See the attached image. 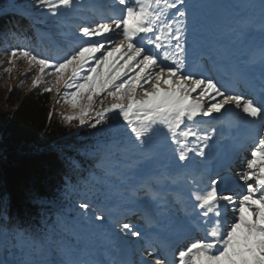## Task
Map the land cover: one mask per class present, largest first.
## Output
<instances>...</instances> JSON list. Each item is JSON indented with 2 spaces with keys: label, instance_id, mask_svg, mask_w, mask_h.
<instances>
[{
  "label": "snow or ice",
  "instance_id": "snow-or-ice-1",
  "mask_svg": "<svg viewBox=\"0 0 264 264\" xmlns=\"http://www.w3.org/2000/svg\"><path fill=\"white\" fill-rule=\"evenodd\" d=\"M117 2L125 6L121 11L126 14L80 27L74 38L81 43L64 55L38 56L31 49L17 48L11 56L19 52L30 65H38L41 73L49 70L55 82L45 92L65 87L66 101L79 109L78 114L65 118L69 123L76 121L83 126L86 117L94 115L88 126H101L103 134L94 146V154L101 163L112 160L114 165L123 164L127 169L121 183L126 182L133 193L128 208L143 213L151 229L143 239L149 241L150 247L167 252L169 238L187 235L199 225L205 230L202 241L191 242L172 264H264V138L247 162L250 172L242 177L254 180L259 187L248 184L237 205L233 196L222 194V189L218 193L217 185L223 183V178L218 172L213 175L208 166L216 154L215 132L201 134L194 130V123L203 118L216 120L220 117L214 113L232 111L226 108L228 105L264 123L261 106L235 91L241 85L254 87L257 81L264 88V39L258 46L245 39L257 28L264 36V0L239 6L253 12L258 9V24L249 17L234 29L232 42L217 41L213 46L207 43L204 32L205 10L210 7L205 0ZM76 3L78 0H14L13 10L0 15L28 20L30 8L57 15L61 8L73 10ZM164 9L174 11L165 16ZM121 39L123 42L117 43ZM106 45L111 50H106ZM213 71L222 73L221 79L211 75ZM40 83L39 79L34 81L35 86ZM197 90L201 94L214 93V99H220L205 106L192 99ZM95 97L102 99L95 101ZM109 114H115V119ZM121 129L128 132L133 147L140 152L134 160L123 159L129 149ZM161 137L178 146V154L173 152L170 160L160 161L159 153L146 154ZM192 138L198 143H193ZM204 180L209 183L200 187ZM181 191L195 193L190 197L194 201L190 207ZM257 191L259 196L254 198ZM141 192L143 197L137 198ZM100 195L112 197L109 190ZM230 205L238 216L228 217ZM197 208L202 211L197 212ZM121 227L128 230V235H142L127 223ZM51 243L50 237L38 239L14 223L7 200L0 198V253L13 252L16 259L12 264H101L85 256L78 240L58 241L55 247ZM41 255L45 258H38ZM0 264L9 262L0 258ZM115 264L133 262L122 259Z\"/></svg>",
  "mask_w": 264,
  "mask_h": 264
},
{
  "label": "trees",
  "instance_id": "trees-1",
  "mask_svg": "<svg viewBox=\"0 0 264 264\" xmlns=\"http://www.w3.org/2000/svg\"><path fill=\"white\" fill-rule=\"evenodd\" d=\"M8 2L0 0V12L13 10ZM55 20L0 15V54L26 48L38 56L64 55L65 46L46 33ZM102 135L99 130L84 137L71 132L57 111L53 94L44 89L22 96L13 91L0 93V198L7 200L12 221L38 239L50 237L51 247L58 241L78 240L88 256L104 220L93 216L107 218L131 194L126 182L121 183L127 171L124 165L111 160L101 163L94 154ZM123 137L132 145L130 137ZM128 149L125 161L140 155L134 147ZM104 190L111 191L110 199L100 195ZM0 258L12 264L16 255L5 250Z\"/></svg>",
  "mask_w": 264,
  "mask_h": 264
},
{
  "label": "rangeland",
  "instance_id": "rangeland-1",
  "mask_svg": "<svg viewBox=\"0 0 264 264\" xmlns=\"http://www.w3.org/2000/svg\"><path fill=\"white\" fill-rule=\"evenodd\" d=\"M205 2L210 6L205 10V16L207 18V22L204 27V32L209 46L215 45L217 41L221 42L222 44H229L230 42H232L234 39V29H236L242 23L243 20L249 17H254L255 22L257 24L259 22L258 9L253 12L244 9L242 7H239L241 5L251 3L253 2V0H205ZM256 2H258V0H256ZM8 3L10 5L14 4V0H9ZM54 3H58V0H54ZM220 5H223V7H221ZM124 7L125 6L123 5H119L117 0H78V3H76V6L74 7L73 10L69 11L61 8L59 9L57 15H52L46 9H40V8H34V9L30 8L29 11L31 13V16H35V17L40 16L43 17V19H47V20H50L52 17L56 18L55 21H51V23L48 24L52 28L51 30H46V33L48 35V38L53 40L58 45L65 46V50L67 51L69 49L77 47L81 43V41L76 40L74 38L75 35L78 34L77 30L80 27L87 25H97L101 21L107 22L112 17H118L124 15L126 13H123L121 11V9H123ZM163 11L165 16H170L171 12L174 10L164 9ZM113 28L115 29V25H113ZM115 31H119V30H115ZM259 33L261 32L259 28H257L255 31H250L247 35L257 37L259 36ZM106 35H112V33H108ZM121 42H123L122 39L117 41V43H121ZM106 50H111L110 46L106 45ZM97 55L100 54L98 53ZM118 56L119 54H117V57ZM37 79H39L41 83L38 86H35L34 81ZM54 82H55V77L49 74V70L46 69L44 73H41L39 71L38 65H30L29 61L27 59H24L19 54V52L16 57H12L11 53L0 54V93L10 94L11 91H13L14 93L22 96L34 89H38V88L45 89L46 87H51L54 85ZM52 94L56 101L57 111L61 116V118L63 119L64 124L69 128V130H71V132L76 133L80 137L81 136L84 137L87 136L89 131L92 132L93 130L97 131L100 129L101 126H98L97 129H92L91 127L88 126V122L90 120L95 119L94 115L90 117H86V123L83 126L79 125V123L76 121L69 123L65 119L69 115L78 114L79 109L72 108L71 104H69L66 101L67 92L63 85L60 86L58 92L54 90ZM214 95H215L214 93L201 94L199 90H197V92L192 94V99H195L196 101L205 104V106H209L210 104L216 103L220 99L219 97H216L214 99ZM100 99H102V97L94 98L95 101H99ZM228 106H226V108H228ZM230 112L234 114L233 111ZM109 115H111L113 119H115V114H109ZM213 116H219L220 118L213 120L212 117H206L203 118V120H201V122L198 124H195L193 122L194 130L199 131L201 134H209L210 132H215V135L213 136V140L216 141V153L219 156H221L222 151L228 152L231 150L234 136L237 135L240 129L237 131L235 135L234 134L229 135V133H235L236 129H234V131L232 132H227L226 126L224 127L222 125L223 124L225 125L226 121L228 122L233 120L234 116L231 115L230 113L224 114L223 110L220 114L214 113ZM221 119H223L224 121H222ZM204 121H208V122H204ZM221 121H222V123L220 124L221 126L216 125ZM202 123H204L205 125H200ZM238 127L241 126L238 125ZM219 131H221V134H218ZM121 133L123 134V136L125 135L126 139L127 137L128 138L130 137L128 132L125 131L124 129H121ZM263 136H264V125H263V132L261 137ZM192 142L198 143L197 141H195L194 138H192ZM125 144L127 145V147L129 146L133 147V145H129V143H127L126 141ZM249 144L250 142H248L243 147V152L241 156L244 153L248 157L246 158L247 161L243 162L242 166H239L240 169L239 168L233 169L235 170V173H233V175L230 176L228 172L226 173L224 171L225 169H227L228 165H230L228 164L223 171L218 172L222 178L224 177L223 183L232 184L238 181L237 183H235L236 184L235 186H238L239 188L242 189L241 193L239 194V198L237 199L235 194H231V196L233 195V198H235L237 205L239 204V200L242 199L243 195L246 194V188L248 184H252L256 188L259 187L254 180L245 181L242 179V177L246 173L250 172V170L247 168V162L251 159V153L258 148L259 142H256L253 145V147L247 148L245 150L246 146ZM152 146L153 148H151L150 154L159 153L160 161L170 160L173 156V152H176L178 154V146L170 143L169 141H163L162 137L157 143H154ZM240 149L242 150V148ZM241 150H239L237 154H239ZM205 151H207V149ZM233 152L234 151H232V153ZM232 153H229L228 157H230ZM128 154L129 152L123 158L125 159L128 156ZM189 155L192 154L190 153ZM130 159L134 160V157L131 156ZM221 162L222 159L221 160L219 159L218 162H213V163L209 160L208 161L209 169L211 168L212 164L216 166V163L220 164ZM113 163L114 162L112 161V164ZM216 173L217 172H214V170L212 171L213 175H215ZM147 178L148 177L146 176L145 179ZM208 183H209L208 180H204L203 182H201L202 185L205 184L206 186ZM223 183L217 185L220 191H221L220 189L221 186L223 185L227 186ZM222 190L227 191V189H223V188ZM184 192L185 191H181V196L185 201L188 202L190 207L191 203L193 202L190 199V197L194 195H191L192 193H190L189 195L188 193L186 192L184 193ZM127 193H129V190ZM235 193H238V190H235ZM132 195L133 193L131 192V194H129V196L125 200H123V202L119 205L120 207L119 206L118 208L113 207V209H111L110 212L106 214L107 218H104V220H102V222L100 223L102 229L100 233L97 234L98 236L97 241L94 243V247L91 248L90 251L88 252V256L90 258H95L96 260L101 261V264H115L116 261L122 259H126V260L130 259V261H132L133 264H143V262L146 259H149L150 261L158 258L161 259L157 255L158 250L150 247L149 241L143 239V234L146 231L151 232V229L148 228V225L146 224L143 218V213L139 210H129L128 208V204L130 203V198L132 197ZM136 195L137 198L143 197L142 192L137 193ZM166 195H168L169 199L173 198L172 195L169 193H166ZM258 196H259V191H257L256 196L254 198H258ZM196 211L199 212L202 210L197 208ZM229 213L230 215L238 216V212H236V210H235V214L231 213V211ZM124 223H127L130 226H132L134 230L140 231L142 235L141 236L128 235L127 234L128 230L122 229L121 227V225ZM195 227L201 230H199V233H195L192 232L193 230L192 229L189 232V234H191L192 237V239L190 240L200 242L202 241L205 235V230L203 227H200L199 225ZM177 238L179 237H171L169 238V242L174 241ZM114 241L116 243H114ZM182 246H184V248L187 249L185 245ZM81 247L85 249L83 245H81ZM140 252H142V254L144 255L142 258L140 256ZM155 253L157 256H153ZM149 260L147 262L148 264H150ZM159 261L161 264L162 263L164 264V260H159Z\"/></svg>",
  "mask_w": 264,
  "mask_h": 264
},
{
  "label": "bare ground",
  "instance_id": "bare-ground-1",
  "mask_svg": "<svg viewBox=\"0 0 264 264\" xmlns=\"http://www.w3.org/2000/svg\"><path fill=\"white\" fill-rule=\"evenodd\" d=\"M246 39V42L250 45H256L258 46L261 42L262 39H264V36H262L261 33H259V36H249L247 35V37L245 38ZM228 108H233V112L234 114H236V118L234 120H232V122H226L225 123V126L226 128H233L236 126L237 123H241V127H240V130L238 131L237 135L234 136V140L232 141L233 142V145L235 146L236 144V149L235 151L230 155V157H228L229 155V151H222L221 153V158L220 156L216 153L215 156L210 160L212 163L213 162H218L219 159H222V162L219 164V163H216V168L214 169V172H219V171H223L225 169V167L228 165V164H234L236 166H242L243 165V162L242 160H239L238 157L239 155L243 152V147L248 143V142H253L254 141V137H251V135H248V132L252 129V128H256L255 130H259V128H261V125L260 123L258 122V119H253L251 117H247V115H244V113H242L241 110H238V109H234L233 106H228ZM263 112V111H262ZM222 123L219 122L218 124L216 125H220ZM253 131V130H252ZM263 132V131H262ZM218 134H221V131L218 132ZM247 134V135H246ZM223 135V134H222ZM243 135L244 138H243ZM240 137V139H246V142L244 143H238V138ZM236 138V139H235ZM238 141V142H237ZM242 148V150L240 149ZM240 153L237 154L239 152ZM236 153V155H235ZM218 188V187H217ZM227 189L226 186H221L220 189ZM234 189V188H233ZM233 196V195H232ZM235 199V198H234ZM193 201V200H192ZM194 202V201H193ZM192 202V203H193ZM199 228L197 227H194L192 232H195V233H199ZM192 239L191 237V234H187V235H184V236H179V238L176 240V245H183L185 241L187 240H190ZM179 246H176V249L178 248ZM156 248V247H154ZM159 248V247H158ZM168 259V257L166 258Z\"/></svg>",
  "mask_w": 264,
  "mask_h": 264
}]
</instances>
